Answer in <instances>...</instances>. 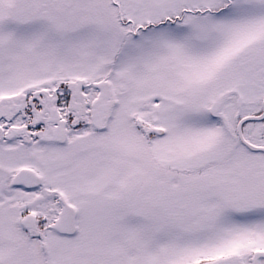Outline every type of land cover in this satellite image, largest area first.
<instances>
[{
	"label": "snow or ice",
	"instance_id": "6c2138e0",
	"mask_svg": "<svg viewBox=\"0 0 264 264\" xmlns=\"http://www.w3.org/2000/svg\"><path fill=\"white\" fill-rule=\"evenodd\" d=\"M0 264H264V0H0Z\"/></svg>",
	"mask_w": 264,
	"mask_h": 264
}]
</instances>
